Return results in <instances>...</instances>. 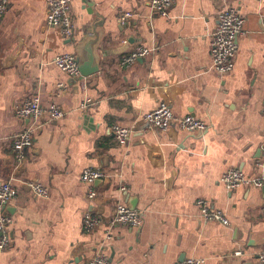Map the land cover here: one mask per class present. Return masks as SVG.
<instances>
[{"label":"crops","instance_id":"obj_1","mask_svg":"<svg viewBox=\"0 0 264 264\" xmlns=\"http://www.w3.org/2000/svg\"><path fill=\"white\" fill-rule=\"evenodd\" d=\"M224 6L246 18V34L234 70L220 77L210 47ZM72 12V40L47 28L46 0H10L0 19V187L12 182L20 189L9 206L11 245L0 252V264H85L102 250L113 264L187 258L257 264L264 251V184L228 192L220 178L240 169L264 181V0H175L167 18L156 16L147 0H72ZM122 12L133 14L124 26ZM96 23L100 71L71 78L54 60L76 55ZM139 46L155 51L122 68V57ZM35 95L45 105L57 103L65 117L43 119L18 163L13 136L27 122L15 109ZM163 103L208 129H147L144 116ZM115 125L136 131L127 145L115 141ZM87 169L109 177L86 184ZM35 181L48 186L47 199L30 190ZM90 189L98 194L93 203ZM199 200L224 212L230 225L202 221ZM118 203L143 213L139 228H118L111 239L105 227L84 233L87 211L96 208L108 220ZM238 251L242 256H234Z\"/></svg>","mask_w":264,"mask_h":264},{"label":"built area","instance_id":"obj_2","mask_svg":"<svg viewBox=\"0 0 264 264\" xmlns=\"http://www.w3.org/2000/svg\"><path fill=\"white\" fill-rule=\"evenodd\" d=\"M153 13L167 18L175 0H147ZM10 0H0V19L8 11ZM133 14L122 12L118 15L120 25L124 26ZM246 18L233 6H224L218 16V24L212 36L210 57L213 68L220 77L229 75L235 68L239 52V41L246 34ZM46 26L49 29H58L66 40H72L76 33V23L72 12V0H46ZM154 48L139 46L129 54L122 57L121 67L129 68L138 59L146 58L154 53ZM55 65L71 78H82L75 54H62L55 58ZM61 88L65 85L59 84ZM262 114L264 115V100L262 102ZM15 115L20 120L27 122L24 129L13 136V155L18 163L26 159V152L33 146L34 134L41 125L43 119L49 122H59L65 117V112L57 103L45 105L39 95L26 99L15 109ZM147 129H156L167 132L172 126L188 133L205 132L208 129L206 122L195 116H176L172 109L165 103L160 104L150 113L144 116ZM114 139L118 144L127 145L136 133L129 127L115 125L112 129ZM108 174L99 169H87L84 171L82 181L86 184L103 182L108 179ZM228 192L242 187H261L263 180L248 177L240 169H229L220 178ZM28 187L38 197L47 199L50 189L42 182H29ZM20 189L12 182H5L0 187V252L5 251L11 245L10 227L13 218L8 212L12 202L17 201ZM97 191L90 189L87 198L93 203L97 198ZM197 206L204 222H218L224 226L230 225L226 214L210 207L209 203L199 200ZM143 223V213L131 209L124 203H118L114 207V213L108 220L103 219L96 212L87 211L83 216L84 233L91 235L101 227L106 228V238L111 239L113 232L118 228H139ZM234 256H242V252L234 253ZM201 258H187L175 264H204ZM85 264H113L110 257L102 250ZM257 264H264V251L257 260Z\"/></svg>","mask_w":264,"mask_h":264},{"label":"water","instance_id":"obj_3","mask_svg":"<svg viewBox=\"0 0 264 264\" xmlns=\"http://www.w3.org/2000/svg\"><path fill=\"white\" fill-rule=\"evenodd\" d=\"M159 16V15H156ZM97 23L95 28L90 32L87 40L81 44L77 49L76 59L78 68L82 77L87 78L97 74L100 71L99 64L96 59L95 47L101 40V34L97 30ZM83 51V52H82ZM140 60V59H139ZM130 207V206H129ZM133 209L132 207H130ZM9 210V207H8ZM93 212H97L96 208H92Z\"/></svg>","mask_w":264,"mask_h":264}]
</instances>
